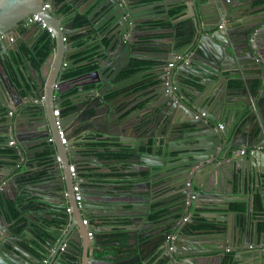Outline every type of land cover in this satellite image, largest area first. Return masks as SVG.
Listing matches in <instances>:
<instances>
[{"label": "water", "instance_id": "obj_1", "mask_svg": "<svg viewBox=\"0 0 264 264\" xmlns=\"http://www.w3.org/2000/svg\"><path fill=\"white\" fill-rule=\"evenodd\" d=\"M93 1H99L100 7L97 30L107 25L97 40L106 37L110 43L104 45L102 52L112 54L106 69L93 71L94 75L90 74L89 78L101 82V77L105 76L104 88L110 92L120 88L133 90L140 86L137 73L124 80L119 78L123 71L131 68V58L138 57L141 63H151L147 67L154 69L153 77L157 80L156 96L143 109L139 108L129 115L131 119H120L117 123L122 127L123 135L132 141L139 139L145 147L144 152L140 153L139 144L138 151L132 153L131 158L138 161L129 163V169L137 172L135 178H145L141 182H145L147 192L153 194L150 184L156 177L161 181V190L167 189L168 181L171 180V187L179 191L176 201L180 203L181 218L177 220L180 229L174 240H171L172 232H163L156 251L159 264H200L198 259L201 256L218 251L213 250L211 245L220 244L221 240L216 236L232 228V221L227 218L233 214L230 209L232 202L214 199L228 194L205 189L211 174L215 173L214 179L218 181L219 175L220 178L226 175L224 167L228 166V181L237 183L243 189L246 186L251 188L248 191V211L253 209L254 195H260L264 203V153L240 155L236 151L242 146L264 147V16H256L257 10L251 11L255 0H246L250 10L242 13L246 3L241 0H165L177 3L175 9L181 16L182 24H176L169 20L168 12L165 13L164 9V16H158L156 11L150 15L148 11L154 9L147 0H135L133 3L128 0L125 3L121 0ZM43 2L0 0V36L14 38L9 45H0V93L2 100H6L2 105L4 112H0V154L10 159V164L5 166L9 170L7 173H3L4 167L0 168V264H145L142 252L137 247L133 248L131 257L123 253L120 256L108 254L109 247L121 244H102V232L96 227L101 221L91 211L97 206L90 202L91 195L79 181L83 169L82 161L75 154L81 137L79 135L100 131L96 130L99 120L107 127L109 122L116 119L114 103L96 89L79 102L71 99L67 106L61 97L54 96V91L60 92L56 81L73 64L69 56L74 36L89 34L85 26L74 28L75 18L83 17L84 14L79 10L71 21L62 24L61 15L55 13L59 8L57 0L50 1L51 11L42 9ZM31 13H39L52 26L55 41L43 62L28 64V70L37 72V75L29 76L27 84L16 88L10 82L5 67V54L11 50L18 52L22 42L27 49L32 50L18 25ZM163 19L170 23L160 24ZM109 29L111 32L107 36ZM43 30L46 31L41 29V32ZM158 34H163V37L158 38ZM174 58L173 66L169 67ZM53 61L54 66L50 70ZM62 64H65V68H62ZM45 68L49 70L45 72ZM144 71L141 75L150 79L152 76ZM234 77H237V83L230 85L227 80ZM25 88L28 89L27 94L22 96L21 92ZM83 90L80 88L81 92ZM55 108L59 109V115L53 118V124L51 114ZM179 110H186L184 118L177 119ZM200 110L205 111L207 117L196 118ZM136 118L144 123L133 126L129 137L125 126ZM56 121L64 131L67 140L65 148L60 143ZM218 122L222 123V129L216 128ZM153 132L162 142L157 140L156 143L163 149L159 157L156 150L154 153L149 150V135ZM103 133H107V129ZM51 137L53 141L48 140ZM179 160L181 162L178 164L167 166V163ZM87 161H91L89 164L92 167L108 168V162L98 164L97 160ZM215 161L218 164L214 165ZM45 163L55 164V168L46 170L44 176L48 178L54 175L55 191L46 193L42 190V196L35 195L28 189L31 182H26L36 180L39 177L38 168ZM70 165L74 166L73 175L69 171ZM22 167L29 173H24ZM206 167L208 170L201 183H196L197 188L193 192L187 189L186 183H192L198 171L203 169L205 172ZM175 168L177 171L172 172ZM12 169L19 171L12 174ZM75 183L80 185V207L74 198ZM190 191L195 199L188 204L185 197ZM205 196L209 197L207 205L214 203L218 206L202 207L206 200L201 199ZM19 197L22 198L17 202L20 203L17 210L21 212L23 221L16 227L22 226L21 233L11 227L10 224L14 222L9 220L5 202L6 198L16 201ZM149 197L136 203L140 211L130 219L136 222L135 227L130 229V232L135 233L134 236L140 232L143 224L150 222L145 204ZM107 200L113 205L118 203L113 201L110 194ZM66 206L70 207V213L65 212ZM37 208L43 211L37 212ZM190 208L192 213L183 221ZM211 209L227 212L220 215L198 212ZM197 215L209 221L215 220L217 226L193 230L191 225ZM85 218L88 219L87 231H93L88 241L79 227V221ZM219 220L226 224L222 225ZM239 226L244 228L241 224ZM257 229L255 226L250 233H245L246 245L251 244L249 238L253 239L254 235L259 241L261 235L264 237V231L259 232ZM45 234L47 237H40ZM241 235L244 236V233L241 232ZM208 247L212 249L210 252L206 250ZM95 251H100L102 256H94ZM90 253L92 256L89 259ZM119 257L123 260H118ZM260 264H264V259Z\"/></svg>", "mask_w": 264, "mask_h": 264}, {"label": "crops", "instance_id": "obj_2", "mask_svg": "<svg viewBox=\"0 0 264 264\" xmlns=\"http://www.w3.org/2000/svg\"><path fill=\"white\" fill-rule=\"evenodd\" d=\"M123 3H125V0H121ZM130 2H135V0H128ZM153 2L150 7H153V9L157 12L158 16H164L163 9L165 10V13L168 12V10H174L177 6V3L171 2V1H165V0H147V2ZM91 2L92 5H88ZM256 7L255 10H257L256 16L262 17L264 16V0H257L255 1ZM66 5L69 7V10L72 12V14L76 11H82L83 19L85 21V24L82 26H85L87 28L88 35L93 33L94 37L91 39V42L89 44L82 45L77 48H73L72 51H70V59L73 61V68H78L84 65L91 64L88 60H80L77 62H74V57L77 58L87 55V52L79 53L86 48H89V46H96L93 59L92 61L96 63V69H102L105 70L109 58H111L112 53H105L102 52V49L104 48V45H109L110 41L107 40L106 37H102L101 39L97 40V37L99 36V33L104 31L107 28V25L101 26L100 30H97V21L98 15H99V1H93V0H75L72 2L71 0L66 1ZM61 6V5H59ZM262 9V11H261ZM177 11L174 10V15L170 16V21H175L176 24H182L181 16H179V13H175ZM238 14L237 10L235 12ZM240 13V12H239ZM59 15L62 16L61 13ZM67 14H64L63 17H61L60 21L63 24H66L71 19L68 16H65ZM176 16H179L178 18ZM162 18V17H161ZM98 19V20H97ZM162 25H168V21L166 20H160L159 22ZM155 24V23H154ZM33 27V31L35 32V35H32V32H27V29L22 30L23 37H25L26 40H31V42H36L38 40V31L37 26L31 25L29 28ZM111 32V29L107 31V36H109ZM37 34V35H36ZM79 35V34H78ZM77 40L73 39L72 47H74L75 42H79L80 39H84L85 35H79ZM97 35V36H96ZM96 36V37H95ZM139 36V35H138ZM158 38H161L160 36H157ZM103 39V40H102ZM53 42V41H52ZM68 51H66V54ZM146 56L148 53H144ZM137 58L139 63L141 64V61L138 59V57H132V59ZM94 59H98V61H94ZM22 63V62H21ZM28 64V62H27ZM55 64H57V60L55 61ZM54 66V61L52 62L50 66L51 68ZM57 68V67H56ZM133 69V68H132ZM49 68H45V72H47ZM148 71L147 74L152 76L150 79L148 77L141 75L142 72ZM29 75V72L32 75H37L36 72L29 71L28 65L23 70L24 72ZM109 71V70H108ZM153 71L154 69H151V67H141V65L135 69V74L137 73V80L138 85L142 86H136L133 90L129 88H120L116 91V94L113 96L107 97L105 95V91H107L105 86V77H101L100 81H94V83H91V79L86 78L85 76H78L77 79L73 82V91L66 93L60 91H54L55 97H61L64 101H67V105H70L71 99H73L74 102H79L83 99H85L88 95H91V90L97 89L100 90L106 99H111L112 103H114V109L117 111L116 119L109 122L107 127L102 121H98V126H96L97 131H90L88 132V135L86 132L81 133L79 136H81L78 140V147L75 150V154L77 159H81L83 163V169H81V179L79 180L84 186L86 191L91 195L90 202L92 204L96 205L97 208L92 209L91 211L94 212L95 215H98L101 223L97 224V229H99L101 233L102 238V244L103 243H120L121 245L111 246L109 247L108 254L109 255H116L120 256L122 253L124 255H128L131 257V254H133L134 250L133 248H136L142 252L143 260L146 261L145 264H159L158 261V255L156 253L158 249V245L161 244L162 241V235L163 232L166 230L172 232L171 240H174L177 236V233L180 229V224L177 222L179 218H181V214L179 206L180 203L176 201L177 193L179 191H175L171 185V180L168 181L169 187L167 189H160L159 183L160 180H157L158 177L153 178V181L150 184V188L153 191V194L147 192L148 187H146L145 178L137 179L135 178V175L137 172H135L132 169H129V163H135L138 161V159L131 158V155L133 152L138 151V145L140 153H143L145 150V147L140 143L139 139H136L135 141H132L131 139H128L127 136L123 135L121 133L122 127L117 123L120 119H131L132 116H129L136 112L139 108L143 109L145 104H148L150 102L151 98H154L157 94V80L153 77ZM107 72V71H106ZM91 75H94L91 73ZM62 76V75H60ZM24 79L27 80V76L24 75ZM140 79V80H139ZM227 80V79H226ZM237 80V77H234L230 80H227V82L232 85L231 83H235ZM62 82L60 79L56 81V84H60ZM55 84V85H56ZM91 84L87 87L86 85ZM80 88H83V92L80 91ZM119 88V87H118ZM96 90V91H97ZM110 91H107L108 93ZM25 94H22V96H25ZM2 95L0 93V112H4V107L2 106L3 103L6 102V100H2ZM56 110V109H55ZM186 111V110H185ZM185 111H178L177 113V119L184 118L185 117ZM54 114H51V120L53 121ZM112 119V118H111ZM131 122H134V124H131ZM131 122H128V124L125 126L126 131L128 130V136L131 137L132 135V127L137 126V124H142L140 118L132 119ZM1 123V120H0ZM105 125V127H103ZM93 127H95L93 125ZM107 129V133L105 130ZM153 131L154 128L152 127ZM131 131V132H130ZM148 135V134H147ZM146 135V136H147ZM142 138V137H141ZM149 150L150 152H155L159 157L163 154V149L160 146H157V140L161 142V139L155 136L154 132L149 135ZM129 151L130 154L127 158V161H124L123 159H116L113 161H109L106 159L98 160L96 157H90L92 155H95L97 153H103L106 154L107 152H119V151ZM1 152V150H0ZM63 155V154H62ZM87 159L97 160L98 164L107 163L108 162V168H105V166L101 167H92L89 163L91 161H87ZM130 159V160H128ZM9 157H5L3 154H0V168L4 167L7 164H10ZM229 161V159H227ZM57 162V161H56ZM179 161H175L172 163H167V166L169 165H176ZM161 163V162H157ZM214 165L218 164L217 161L213 163ZM52 168H55L54 163H45L41 165L38 168V173H40L39 177L36 178V180L32 179L30 189L33 194L42 196L45 191L46 193H53L55 191V179L54 175L49 176L48 178H44L45 171L46 170H52ZM224 168L229 169V167L225 166ZM7 168L3 169V173H7L9 170H6ZM57 169L59 167L57 166ZM228 173V170H226ZM200 169L198 171V178L196 175L194 176V181L192 182V186L194 189L197 188L196 183L200 184L203 180L205 173L208 170V167H206L204 170ZM19 170L12 169V174H15ZM177 171V168L173 169L172 172ZM10 173V174H11ZM229 174V173H228ZM4 175V174H3ZM145 176V174H144ZM216 177L215 173L211 174L210 176V182L212 183L209 187L206 185V190L213 191L215 193H225L228 195L225 196H219L214 198L217 201L221 200H230L232 203H239L244 202L247 204V209L249 207V200H248V191L251 190L248 186L246 188H240L238 187V184L235 183V190L234 191H222L221 188H223L226 183L232 185L231 181H228L223 184H221L220 181V175L218 178V181L214 179ZM6 178V176H4ZM67 178L70 179L69 171L67 172ZM231 178V177H229ZM232 179V178H231ZM209 181V180H208ZM110 194L113 198L115 205L110 204L109 200H107V196ZM14 195V191H13ZM150 196L145 204L148 207L149 212V219L150 222L148 224H143L141 226L140 232H137L136 236H134V232H130V229L132 227H135L136 222H131L130 219L134 217L133 214H136L140 211V208L136 206L137 202H141V200H144V197ZM255 196V195H254ZM253 196V209L252 211H241L238 212L236 210H232L233 214H230L227 216L230 221H232V228H230L226 233L223 232V235L216 236L221 240L219 245L211 244L213 247V250L215 253H211L209 250H212L210 247L206 249L210 253L201 256L200 259H198V262H203L205 264H260L262 259H264V237L260 238V241L255 239V235L253 236V239L249 238L251 240L250 245H246L245 241V233H250L252 229L256 226L258 227L257 231L262 232L264 231V203L259 195V205L260 209L258 208V205L255 203V198ZM12 200L11 198H6V200ZM5 200V201H6ZM162 200H165V203H161ZM201 200H206V203H202V207H216L217 204H208L207 201L209 200V197L205 196ZM167 201H170L169 203ZM231 203V204H232ZM223 207V206H220ZM108 208V210L106 209ZM49 210V208H48ZM190 212H192V209H189ZM43 211L42 208H37V212ZM162 211L161 213H159ZM189 212V213H190ZM199 213H217V214H226L227 211L225 210H199ZM253 212V213H252ZM159 213L155 217V215ZM41 214V213H40ZM60 215V213H57ZM43 215V214H42ZM204 218V217H203ZM208 219V218H206ZM220 221V220H219ZM213 223H216V221H210ZM222 225L226 224L224 221H220ZM242 225L244 227L243 229L239 226ZM11 227L13 224H10ZM139 225V224H138ZM79 227L84 231L85 237L88 241V236L85 231L86 225L83 224L82 221H79ZM233 227L235 229H233ZM235 230V231H234ZM20 232V231H19ZM22 232V230H21ZM20 232V233H21ZM244 233V236H240V234ZM46 235V234H45ZM47 237V235H46ZM170 236H168L169 239ZM243 237V238H242ZM247 237V234H246ZM166 241V240H165ZM36 246L38 248L40 247L37 242ZM113 245V244H111ZM41 249V247L39 248ZM37 251V249L35 250ZM180 252V251H179ZM94 256H102V253L100 251L93 252ZM92 256L90 253L89 259ZM217 260V263H215V260ZM15 261L22 262V259H14ZM118 260H123L122 257H119ZM189 260V259H187ZM134 262V261H132ZM210 262V263H209ZM135 263V262H134ZM105 264V263H104ZM201 264V263H200Z\"/></svg>", "mask_w": 264, "mask_h": 264}, {"label": "trees", "instance_id": "obj_3", "mask_svg": "<svg viewBox=\"0 0 264 264\" xmlns=\"http://www.w3.org/2000/svg\"><path fill=\"white\" fill-rule=\"evenodd\" d=\"M66 1L67 0H57L58 4L61 5L59 12L63 13V14H69L71 11L69 10V7L66 5ZM175 11H177V9H174ZM174 10H170V14L174 13ZM176 13V12H175ZM73 16V15H72ZM71 16V17H72ZM85 24V21L82 17H76L75 18V22H74V26L75 27H81L82 25ZM24 30V29H23ZM79 36V35H78ZM94 35L91 32L90 35H88L87 37H85L84 39H80L79 42H75L74 43V47H80L82 45L85 44H89L91 42V39H93ZM77 38L79 37H75L74 40H77ZM26 44L24 42H22V47H20V50L17 51H9L8 53L5 54V67L7 69L9 78H10V82L12 81L13 86H16V88H20L21 86H23L26 82L24 77L22 76V73L20 71V63L23 62L24 66H27L28 64H35L37 62H42L49 54L50 49H51V39L50 36L47 33L42 34L40 37H38V40L36 42L33 43L32 47V51L27 49ZM96 46H89V48H86L85 50L79 52H87V55L82 56L77 58V54L76 57H74V62L80 61V60H88L91 61L93 59V55L95 52ZM13 61V62H12ZM135 63L131 64V65H135V69L137 67H139L141 64L135 59L134 60ZM28 62V64H27ZM29 66V65H28ZM96 69V64L95 63H91L88 65H84L78 68H69L66 72H64L62 74V78H63V82L59 84V88L60 90H62L63 92L69 93L71 91H73V78L78 77V76H86L88 75L89 72L93 71ZM1 70V68H0ZM135 70L134 69H128L126 71H124L121 74V78L122 79H126L129 75H131L132 73H134ZM34 76V75H33ZM36 76V75H35ZM21 78V79H20ZM93 84V82H91ZM91 84L86 85L85 87L89 86ZM142 87V86H140ZM136 89V88H135ZM28 89L25 88L24 91L21 92L22 94H27ZM116 94V91H112V92H108L107 94H105L107 97L109 96H113ZM65 104H67V101H65ZM149 132L151 133L152 130L150 129ZM129 151H119V152H107L106 154L103 153H97L95 155L90 156L92 157H96L98 159L101 160L102 159H106V160H116L118 158L123 159L124 161H127V158L129 157ZM228 173H226L227 175ZM226 175H222L221 176V184H223L224 182L226 183L228 178L226 177ZM230 180V179H229ZM212 183L210 182V179L208 181V187L211 185ZM230 184H228V182L226 183V185L221 188L222 191H234L235 190V183L232 182V185L229 186ZM22 197L17 198V200H7V206H8V211H9V220L14 222L12 228L15 229L16 231H21L22 226L16 227L21 221H23V218H21V212L17 210V207L20 206V199ZM255 203L256 205H258V208L260 209V205H259V195H255ZM230 209L232 210H236L238 212L241 211H247V204L244 202H239V203H232L230 204ZM162 211H160L159 213H161ZM250 212V211H249ZM159 213H157L155 215V217L157 215H159ZM253 213V212H252ZM217 224L210 222L208 219L203 218L199 215L195 216V219L193 221V224L191 225L192 228L194 229H207V228H214L216 227ZM40 237H46V235H40ZM35 251V249H33ZM215 260V263H217V260ZM201 264H205L203 262H200Z\"/></svg>", "mask_w": 264, "mask_h": 264}, {"label": "clouds", "instance_id": "obj_4", "mask_svg": "<svg viewBox=\"0 0 264 264\" xmlns=\"http://www.w3.org/2000/svg\"><path fill=\"white\" fill-rule=\"evenodd\" d=\"M44 1H45V0H44ZM58 7H59L58 10L55 11V13H56L57 15H59V13H61V12H59V9H60L59 4H58ZM46 10L51 11V4H50V9H46ZM75 13H76V11H75L73 14H72V12H70L69 14H67V15H65V16H68V17L72 20V19H73V16H74ZM176 13H177V12H176ZM31 14H32V13H31ZM31 14H29V15H31ZM61 14H62L61 17H63L64 14H63V13H61ZM29 15H28V16H29ZM72 15H73V16H72ZM40 16H41V15H40ZM71 16H72V17H71ZM26 17H27V16H26ZM26 17H25V18H26ZM41 18H42V17H41ZM82 18H83V17H82ZM169 19H170V18H169ZM43 20H44V19H43ZM71 20H70V21H71ZM20 21H21V20H20ZM57 22H58V21H57ZM19 23H20V22H19ZM35 23H36V22H35ZM35 23H32L31 25L34 26ZM61 23H62V22H61ZM46 24H47V23H46ZM62 24H63V23H62ZM18 25H19V24H18ZM47 25H48V24H47ZM36 26H37V28H38V31L40 32V33H38V35H37V34H36V35H37L38 37H40L42 34L47 33V34L50 36L51 43L54 44L55 39H54V33H53L52 26L48 25V27L51 28V31H52V34H53L52 36H51L50 33L47 31V29H46V31L43 30V32H41V29H44V28H41L37 23H36ZM19 27H20V26H19ZM81 27H82V26H81ZM74 28H80V27H75V26H74ZM20 29H21V33H22V30H23V29H27V28H22V27H20ZM32 29H33V27H32V28H28V29H27V30H28L27 32H32V33H33L32 35H35V32H34ZM102 32H103V31H102ZM102 32H100V33H102ZM100 33H99V34H100ZM77 35H78V34H76L75 36H77ZM79 35H80V34H79ZM22 36H23V34H22ZM75 36H74V38H75ZM82 36H83V35H82ZM96 36H97V35H96ZM96 36H95V37H96ZM158 36L163 37V34H158ZM3 37H4V36H3ZM11 38H12L13 41H14V38H13V37H11ZM23 38L25 39V37H23ZM74 38H73V39H74ZM25 40H26V39H25ZM26 41H28V43L30 44V48H32L31 46L33 45L34 42H31V40H26ZM52 41H53V42H52ZM72 44H73V42H72ZM21 47H22V46H21ZM51 48H52V45H51ZM73 48H75V47H72V49H73ZM31 51H32V50H31ZM49 53H50V52H49ZM48 55H49V54H48ZM176 58H177V57H176ZM135 59L137 60V58H134V59L131 58V61L129 62V67H131V68H129V69H132V68H133V69L135 70V65H131L132 63H133V64L135 63V61H134ZM70 60H71V59H70ZM175 60H176V59L174 58V60L169 64V67L173 66V63L175 62ZM43 61H44V60H43ZM43 61H42V62H43ZM137 61H138V60H137ZM89 62H91V63H95V62H93L92 60L89 61ZM138 62H139V61H138ZM39 63H41V62H39ZM95 64H96V63H95ZM64 65H65V64H62V68H65ZM73 65H74V64H72L69 68H72ZM148 65L151 66V63H150V64H149V63H148V64H147V63H141V67H144V68L147 67ZM28 67H29V66H28ZM25 68H26V66H24V63H23V62L20 63V71H21L23 77H24V75L27 76V80H25L26 82H24L25 84H27L28 77L30 76L31 73L29 72V75H28V74L26 73V71H25V72H24V75H23V70H24ZM69 68H68V69H69ZM75 68H76V67H75ZM137 68H138V67H137ZM95 70H99V68H98V69H95ZM95 70H93V71H95ZM93 71L89 72L88 75H87V77H86L85 75H84V76H85L86 78L90 79V78H89V75H90ZM65 72H66V71H65ZM107 72H109V71H107ZM123 72H124V71H123ZM123 72H122V73H123ZM36 73H37V72H36ZM63 73H64V72H63ZM63 73H62V74H63ZM122 73H121V74H122ZM62 74H61V75H62ZM121 74H120V78H119V79H120V80H124V79L121 78ZM132 74H133V73H132ZM60 77H62V76H60ZM102 77H103V76H102ZM104 77H105V76H104ZM128 77H129V76H128ZM128 77H127V78H128ZM127 78H126V79H127ZM75 79H77V78H76V77L73 78V80H75ZM60 81H61V78H60ZM62 82H63V78H62ZM62 82H61V83H62ZM91 82L94 83V80H91ZM235 83H237V81H236ZM231 84H233V83H231ZM58 86H59V84H58ZM139 87H140V86H139ZM59 89H60V88H59ZM96 90H97V89H96ZM60 91H62V90H60ZM97 91H99V90H97ZM62 92H63V91H62ZM59 93H60V92H59ZM63 93H64V92H63ZM105 94H107V93H105ZM113 97H114V95H113ZM67 103H68V102H67ZM65 105H66V104H65ZM55 109L58 111V115H59V109H58V108H55ZM55 109L53 110V114H54V112H55ZM202 112L204 113V115H202ZM58 115H57V116H58ZM57 116L54 114V118L57 117ZM195 117H196V118H198V117H207V114H206L205 111H201V110H200V111H198V113L195 115ZM55 124H56V126H57V128H58V136H59V139H60V143H62V145H64V148H65V145H67V140H66V138L64 137V131H63V129H60L59 124H58V121H56ZM222 126H223L222 123L218 122L217 125H216V128H217V129H222ZM59 131H62V137L65 139L64 142L62 141V139H61V137H60ZM48 140L53 141V137L49 138ZM12 142H15V141L12 140ZM251 146H258V145H251ZM242 147H243V146H242ZM261 147H262V146H261ZM260 153H262V152H260ZM80 160H81V159H80ZM12 165H13V163H12ZM70 166H73V165H70ZM73 168H74V166H73ZM73 170H74V169H73ZM69 171H70V170H69ZM70 173H71V171H70ZM39 175H40V173H39ZM71 175H72V173H71ZM75 184H76V183H75ZM75 184H74V185H75ZM79 186H80V185H79ZM186 188L189 189V190L191 189L192 192H193V190H195V189L193 188V186H192V183H191L190 181H188V182L186 183ZM191 191H190V192H191ZM192 192L189 193L188 195H186V197H185V201H186V203H188V204H189V203H192V200H193V199H191V200L188 202V199H189L188 197H189L191 194H193ZM193 195H194V194H193ZM194 196H195V195H194ZM74 198H75V194H74ZM194 199H195V198H194ZM8 200H9V199H8ZM5 202H6V201H5ZM77 206H78V205H77ZM67 207H68V206H66V208H67ZM66 208H65V212H66V213H70V212H67V211H66ZM69 208H70V207H69ZM70 210H71V209H70ZM189 212H190V210H187V213H186V216H185V217H187V219H188V216L190 215V213H192V212H190V213H189ZM85 219H87V218H85ZM183 219H184V218H183ZM183 219H182V220H183ZM187 219H186V220H187ZM183 221H185V220H183ZM82 222H83V220H82ZM87 223H88V219H87ZM83 224H84V223H83ZM85 225H87V224H85ZM204 229H205V228H204ZM88 231H92V230H88ZM88 231H87V232H88ZM92 232H93V231H92ZM92 235H93V234H92ZM87 236H88V235H87ZM88 238H89V237H88ZM91 238H92V237H91ZM89 239H90V238H89Z\"/></svg>", "mask_w": 264, "mask_h": 264}, {"label": "built area", "instance_id": "obj_5", "mask_svg": "<svg viewBox=\"0 0 264 264\" xmlns=\"http://www.w3.org/2000/svg\"><path fill=\"white\" fill-rule=\"evenodd\" d=\"M50 1L51 0H45L43 2V5H42V9L46 10V9H50ZM37 23L41 28H44V29H47V31L50 33V35L52 36V31H51V28L48 27V25L46 24V22L41 18L40 14L39 13H32L31 15L27 16L26 18H23L20 23H19V26L22 27V28H29L31 26L32 23ZM0 38H3V36H0ZM12 39V38H11ZM1 40V39H0ZM54 114L57 116L58 115V111L55 110ZM202 115H204V113L202 112ZM59 134H60V137L62 139V141L64 142L65 139L62 137V131H59ZM237 151V154H240V155H244V154H255V153H259V152H262L264 153V147H261V146H243L241 148H237L236 149ZM73 166H70V171L72 173V175L74 174V170H73ZM73 190L75 192V200L77 202V205L78 207L81 206V192H80V186L78 183H76L74 186H73ZM188 202L191 200V199H194L195 196L193 194H191L189 197H188ZM66 211L67 212H70V208L67 207L66 208ZM187 217H184L183 220H186ZM83 223L84 224H87V219H83ZM92 234L93 232L92 231H88L87 232V235L89 238L92 237Z\"/></svg>", "mask_w": 264, "mask_h": 264}, {"label": "flooded vegetation", "instance_id": "obj_6", "mask_svg": "<svg viewBox=\"0 0 264 264\" xmlns=\"http://www.w3.org/2000/svg\"><path fill=\"white\" fill-rule=\"evenodd\" d=\"M154 1H157V0H154ZM242 2H244V3H246L247 1L246 0H241ZM255 1H257V0H255ZM149 4H152L153 2L151 1V2H148ZM250 6H249V3H246V5L243 7V11H241V13L242 12H245L247 9H249L250 10V8H249ZM252 9H251V11H253V10H255V8L254 7H256V3L254 2L253 4H252ZM154 11L155 10H149L148 11V13L150 14V15H152V14H154ZM168 15H170V16H172V15H174V13L173 14H170V11L168 10ZM170 18V17H169ZM154 24V23H153ZM155 24H156V22H155ZM1 40H0V45L2 46V45H5V46H7V45H9L11 42H13V39H11V37L8 39L7 37H3V38H0ZM11 51H13V50H11ZM13 62V61H12ZM17 170H19V169H17ZM21 170H24V173H26V174H28L29 172L27 171V170H25L23 167L21 168ZM32 179H30L29 181H31ZM29 181H27L26 183H28ZM184 189V188H183ZM6 204H7V200H6ZM193 230H197V229H194V228H192Z\"/></svg>", "mask_w": 264, "mask_h": 264}]
</instances>
